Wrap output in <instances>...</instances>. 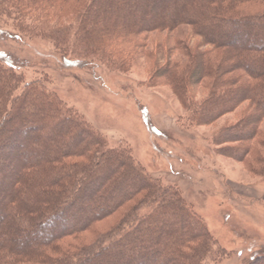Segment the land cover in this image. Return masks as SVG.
Wrapping results in <instances>:
<instances>
[{
	"label": "trees",
	"instance_id": "1",
	"mask_svg": "<svg viewBox=\"0 0 264 264\" xmlns=\"http://www.w3.org/2000/svg\"><path fill=\"white\" fill-rule=\"evenodd\" d=\"M0 15L13 17L20 34L49 40L64 64L98 60L116 68L148 56L150 84L168 87L191 125L213 124L246 104L241 116L214 137L229 145L224 149L229 157L264 175V0H0ZM182 26L210 48L199 51L178 41L179 56L171 58L168 47L159 63L147 49V34L168 35ZM7 65L0 64V132L22 135L35 126L39 143L30 144L34 157L22 159L8 183L0 223L8 215L6 229L24 234L46 223L50 227L47 237L32 238L23 247L2 237L0 264H10L6 254L16 249L22 257L38 251L36 264H204V257L213 255L206 228L176 191L152 180L126 151L106 148L71 109ZM192 90L203 95L196 99ZM11 117L22 123L7 129ZM1 139L6 138L0 137V155L4 144L14 141ZM41 204L45 215H27L43 209ZM145 204L151 209L138 216L137 206ZM120 210L119 231L77 246L61 260L44 254ZM244 264H264V252Z\"/></svg>",
	"mask_w": 264,
	"mask_h": 264
},
{
	"label": "rangeland",
	"instance_id": "2",
	"mask_svg": "<svg viewBox=\"0 0 264 264\" xmlns=\"http://www.w3.org/2000/svg\"><path fill=\"white\" fill-rule=\"evenodd\" d=\"M15 24L13 17L0 15V64L3 69L11 63L12 70L21 75L24 82L37 81L41 88L53 94L80 121L97 132L104 139L106 148L126 151L152 180L165 189L176 191L197 218L195 221L201 222L211 237L209 245L213 255L204 257V264H244L254 254L264 252V175L251 173L247 166L229 157L224 150L229 145L214 137L221 128L233 124L241 116L246 104L213 124L191 125L186 111L170 89L150 84L148 56H140L116 68L98 60L85 65L74 62L65 65L49 40L20 34ZM147 35V49L158 55L161 64L167 58L164 53L168 47L172 48L171 58L179 56L175 48L178 41H185L199 51L210 48L201 45L200 39L186 26L168 35L164 32ZM21 89L22 85L14 90V95ZM192 91L196 99L203 95L202 91ZM11 118L7 129L21 122ZM12 134L8 130L0 132V137L6 141L14 139L1 150L0 200L10 195L8 183L15 178L18 164L24 158L34 157L30 144L39 143L35 139L38 135L35 126L25 134L21 135V131ZM51 140L47 139L49 143ZM79 161L85 162L84 159ZM251 169L257 170L258 165L252 163ZM138 207V216L151 209L146 204ZM41 208L27 215H33V218L45 215L47 207L41 204ZM3 213L0 206V214ZM120 216L121 210L94 224L76 239L66 238L52 244L44 254L61 260L74 253L77 246L94 244L104 234L119 231L116 227ZM3 217L0 240L8 236L17 246L23 247L29 245L32 238L47 237L48 223L37 232L24 234L7 230L10 220L8 215ZM108 242V239L103 240L105 244ZM2 249L1 244V255ZM37 253L33 249L28 255L23 253L26 256L22 257L20 250H11L5 260L10 264H36L40 260Z\"/></svg>",
	"mask_w": 264,
	"mask_h": 264
}]
</instances>
